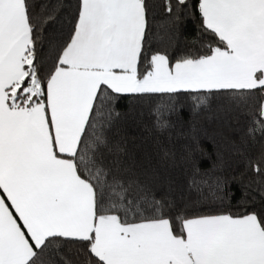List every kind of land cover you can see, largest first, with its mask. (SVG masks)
I'll return each instance as SVG.
<instances>
[{"label": "snow or ice", "instance_id": "6c2138e0", "mask_svg": "<svg viewBox=\"0 0 264 264\" xmlns=\"http://www.w3.org/2000/svg\"><path fill=\"white\" fill-rule=\"evenodd\" d=\"M71 7L56 43L52 0H0V264H264V0ZM196 13L214 44L156 45Z\"/></svg>", "mask_w": 264, "mask_h": 264}, {"label": "trees", "instance_id": "16d2710c", "mask_svg": "<svg viewBox=\"0 0 264 264\" xmlns=\"http://www.w3.org/2000/svg\"><path fill=\"white\" fill-rule=\"evenodd\" d=\"M57 13V18L52 25L48 28V37L53 42H60L67 37L71 24H72V5L75 0H52ZM194 2V0H190ZM156 37L155 43L157 46L167 45L169 42L175 47L177 44L181 48L189 45H194L201 50L206 49L209 44H214L215 41L211 37L210 33H204L201 31L200 17L198 13L190 15V17L185 21L183 34L178 38H171L167 28L163 25L162 21L157 20ZM219 104L220 101L212 103L210 107L201 112L200 116L197 118L204 127L213 129L221 127V122L219 120ZM185 117V120H188ZM150 125V119L145 115L143 122L127 121L120 125L121 135L125 136L128 140V145L133 148L138 153L143 152L145 147L150 146L151 137L146 131V126ZM237 127L233 124V128ZM239 127H243V120H241ZM232 131L231 128L227 129L226 132ZM258 145L256 150H258ZM238 172L243 171L244 162L240 161L237 165ZM237 172V174H238ZM182 180V177H181ZM192 210L200 208V204H196L195 201L197 197L195 194L191 197Z\"/></svg>", "mask_w": 264, "mask_h": 264}]
</instances>
